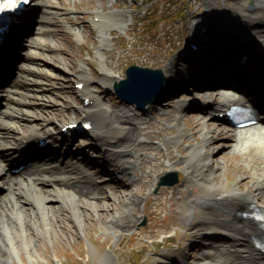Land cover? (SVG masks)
<instances>
[{
    "label": "rangeland",
    "instance_id": "obj_1",
    "mask_svg": "<svg viewBox=\"0 0 264 264\" xmlns=\"http://www.w3.org/2000/svg\"><path fill=\"white\" fill-rule=\"evenodd\" d=\"M44 1L34 17L27 19L32 37L24 35L17 49L26 57L25 64L17 66L21 69L30 66L35 71L28 73L31 81L24 90L27 100L38 104L33 102L25 107L37 116V126L48 123L45 128L58 136L57 124L79 119L77 106L81 104V96L73 82L77 80L74 72L80 65L93 80L90 89L112 110L124 111L126 122L115 118V127L123 130L116 129L109 139L99 138L95 143L89 136L90 131L86 130L72 131L62 139L66 140L62 146L67 151L60 160L61 169L76 167L84 174L80 179L58 182L59 186L64 191L81 189L82 193L87 190L92 193L81 204L76 195L68 196L57 189L55 194L65 193V199L58 200L47 217L35 214L31 220H25L26 225L13 220L9 236L16 249L4 264H197L203 258L205 246L219 245L223 239L214 235L195 238L198 232H210L206 226L214 225L210 214H206L208 210L211 213L213 206L207 211L196 206L191 218L184 217L186 199L203 195L202 188H206L209 181L205 172L211 168L214 170L211 181L218 192L226 193L239 187L253 191L260 171L264 170V153L258 152L254 143L237 150L232 142L234 136L228 134L206 142L210 145L222 140L209 160L212 163L207 162V167L203 168L198 159L204 153L200 149L191 150V147L202 144L206 124L211 129H233L226 122L206 120L201 114L186 112L182 115L178 101L202 99L204 91L187 84L180 85L176 91L169 88L158 103H148V111H141L133 104L120 101L112 88H102L97 79L102 67L125 78V67L130 64L156 69L173 58L185 57L187 43L196 41L192 36L195 22L207 15L209 3L206 0ZM210 1L219 12L222 6L231 10L235 4V0ZM257 1L243 0L239 5L253 15L259 13V9L264 11V2ZM249 4L256 8L248 9ZM96 11L119 14L99 33ZM234 11H230L226 20L235 19ZM46 14L52 22L45 27L51 33L37 34L35 29L44 26L40 19ZM217 17L220 19L223 15L220 13ZM225 25L229 31L234 30ZM259 26L257 24L255 29H264ZM73 31L81 34L76 38ZM35 36L42 37L45 44L35 47L32 43ZM245 36L243 33L241 40H245ZM31 50L46 62L29 60ZM259 51L264 52V47L260 46ZM191 65L195 63L178 62L172 70L183 76L186 72H181V67L190 69ZM10 70L11 67L5 74H12ZM251 80L256 82L257 78ZM258 91L264 92L261 88ZM208 93L216 102V92ZM83 145L98 155L92 158V164L77 158L76 149ZM106 146L108 149H103ZM120 166V173H114ZM173 173L178 174V182L168 186L166 182L173 180ZM119 174L122 175L120 179ZM46 185L48 189L54 187ZM257 197L264 203V197ZM76 210H80V220L75 216ZM115 212L119 215L114 216ZM110 221L116 226H109ZM122 221L129 222L128 226L122 228ZM201 223L204 230L200 229ZM4 232L2 226V235ZM209 250L216 255L215 250Z\"/></svg>",
    "mask_w": 264,
    "mask_h": 264
},
{
    "label": "bare ground",
    "instance_id": "obj_2",
    "mask_svg": "<svg viewBox=\"0 0 264 264\" xmlns=\"http://www.w3.org/2000/svg\"><path fill=\"white\" fill-rule=\"evenodd\" d=\"M44 0H34L32 10L38 9ZM209 1V0H207ZM237 1H243V0H237ZM235 3V7L237 9V12L239 14V17L242 20L249 23L248 26V33L249 38L252 40L251 43L245 42L244 45H246L245 49L249 51L250 55V63H253L255 65L257 62L261 63L264 62V60L261 61L259 56L263 55L259 52V44L261 43L264 46V32H257L250 30V25L253 26V23L257 26V24L264 23V11L259 9V13H255L253 15H247L244 12V9L241 8L239 5V2ZM258 3H263L264 0L257 1ZM260 8V7H259ZM45 10H48L45 8ZM239 10V11H238ZM95 16L97 17L98 21L96 26L99 29V32H101L102 28L104 26L111 25V23L114 22V17L119 14V12L111 11V12H101L96 11ZM51 20V17L49 15H45L41 21L43 22H49ZM202 22L203 24H206L210 21L208 17H204L202 20H199V22ZM238 22H240L239 19H237ZM199 24V23H198ZM243 26L247 27L246 24ZM38 34L40 32L46 33L45 29L39 27L36 31ZM223 31H221L222 33ZM74 35L79 37L81 34L80 31H73ZM223 38L232 40L231 42L227 40H224V45L228 46V48H232V46L237 42V37L235 34H229L228 32H225L221 34ZM196 38H200L201 42H209L208 35H199L198 33L194 34ZM257 43H256V42ZM45 41L42 39V37L36 36L33 40V45L36 46H42L44 45ZM235 42V43H234ZM239 44V42H237ZM237 44V45H238ZM239 48V47H238ZM240 49V48H239ZM29 60L31 61H39L43 60L44 63L46 62L44 58H42L37 52L31 51L29 53ZM39 57L41 59H39ZM261 61V62H260ZM259 69L258 73H261V76L264 77V66H256V69ZM163 74H164V86H163V92L169 90L171 88L173 90L174 84L177 82V77H175V72L170 69V65L166 64L162 68ZM35 72L31 69L30 66H26V68L23 70V72L18 76L16 83L14 85V92L12 94H8L5 97L6 105L4 107L5 113L7 112L8 115H10V119H1L0 118V193L4 196H0V264H4L7 261V258L10 257L11 252L16 249L14 242L10 239H7V236L2 235L1 233V227L3 226L6 229L11 228V223H13V220L18 221L21 225L27 224L25 223V220L28 221V219H32L31 217L35 216V214H39L41 217H47V214L49 215L54 211L56 202L60 199H65V193L63 195L58 196L55 194V191L58 189L60 191H64L63 187L59 185H54L52 189H48L47 185L45 183H50L51 180H59L63 181L67 180L69 178H81L83 177V172L77 168H72L69 171H63V172H54L52 171L51 177H46L44 174H42L43 170L49 169L50 166L45 165L44 163H40V161H37V156H33L31 159L33 161L31 165V174L23 172L20 174V176L16 178H12V183L9 182L7 186H5V180L3 179H9L11 177V170L12 165L9 164V156L11 157L12 153H17V156L20 154L16 149L18 145H16V141L21 137H27L25 135H19L22 132L23 127H25V124H28V122H36L37 116L33 114L32 110L29 108H25L24 106H27V104H32L33 102H29L26 98L27 93L20 91V89L16 88L17 85L25 86L27 85L31 79L28 76V73ZM76 76L79 78L78 81L83 82V87L78 92L79 95L82 96V99L84 96H88L92 99V103L90 105H83L79 106L78 110L82 117H87L92 121V128L91 130V138L99 140V138H107L109 139V136L111 133H113L116 129L117 131H120V129L123 130L122 127H115V123L113 121L108 122L105 121L106 117L108 115L114 116L116 119L120 118L124 122H126V115L124 111L121 109L112 110L108 105L103 102L102 98L95 94L93 91L90 90L91 85V77L90 74L87 73L85 67L83 65H80L79 68H77L74 72ZM224 75V74H223ZM223 75H215L216 78H221ZM229 76V75H228ZM232 76V75H231ZM121 79V74L117 73L114 70H111L106 67H102L100 70V75L97 79L98 84H100L101 87L108 88L111 87L114 81H119ZM76 81V82H78ZM240 85L238 83H233V85ZM16 95V96H15ZM27 100V101H26ZM182 100V99H181ZM179 100V101H181ZM201 104H204L207 106V108L212 107L210 105L213 104L211 97H204L200 100ZM182 102V101H181ZM191 102H195L194 100H191ZM190 101L186 102L183 101L184 107L181 109L182 113L183 110H185L187 104H191ZM223 103L230 104L231 101L228 99L222 100ZM196 103V102H195ZM34 104H36L34 102ZM41 103H39L40 105ZM38 105V104H36ZM224 104H220L222 106ZM161 109V108H159ZM216 112H221L217 110ZM215 112V113H216ZM182 115H185L184 113ZM206 120L207 118L214 119V113L207 111V114H205ZM130 123L134 124L133 121L130 120ZM23 125V126H22ZM38 129L31 127L28 131L31 132H38ZM228 129L225 130H218V129H211L207 124L205 126V129H203V142L202 144L196 143L191 147V150L193 149H200L204 153L201 157L198 159V164L201 165V167L205 168L207 167V162L209 163L210 158L214 151L217 149L219 142L217 141L215 143H211L210 145H206V142H210L209 140L220 138L222 139L224 136L228 135ZM235 134V147L236 149H241L245 146H248L251 143L255 144V147L257 151L264 153V122L260 123L256 127H249L246 130L245 129H236ZM7 133H12L11 135ZM230 133V132H229ZM7 134V135H6ZM216 135V137H215ZM13 136L17 139H13ZM219 140V139H218ZM224 141V140H223ZM19 144V143H18ZM26 146V145H25ZM27 148V147H26ZM130 151L132 150V147H129ZM207 150V151H206ZM113 153V152H112ZM24 156L27 155L26 153H23ZM114 158H116V154L113 153ZM15 157L11 158V160H14ZM211 163V162H210ZM120 165V164H119ZM121 166L119 167L117 173L120 171ZM33 170L36 171V176H33ZM260 176L257 177V181L255 183L256 188L254 190L256 191H249L242 189L241 187L237 189H232L228 191L227 194L224 195V193L218 192L217 189L214 187V183H212L211 179H214V170L211 168L208 172H205V177L208 179V183L205 186L206 188H202L204 193L203 195H199L196 199L195 198H187V207L185 210H183L182 216L184 217H192V214L194 212L193 209L198 206L201 210L207 211L208 207L213 206V210H211V213L207 211L206 214H210L212 221H214V225H208L206 226L207 229H210V232H200L197 236H202L205 238L208 235H214L217 236V238H221L222 242L219 245H211V247H204L207 251L209 249L215 250L216 255L213 256L210 252L203 251L202 256L203 258L201 261L197 262V264H241L242 262H249L253 263L255 261H259L264 259V251H262V248L259 247L254 241H252V236L256 235L257 233L261 232L259 227L256 225L253 220L248 219L246 216H243L240 212L245 209V206L250 204L251 202L254 203L258 201V195L264 197V170L260 171ZM258 173V172H257ZM204 175V174H203ZM194 176V175H193ZM120 179V178H119ZM54 192L53 194H49L50 192ZM66 194L68 196H77L80 203L83 204L87 201L86 196H89L92 192H88V190L84 193H82L81 189H69L65 190ZM258 192V194H256ZM230 195L229 197H227ZM2 198V199H1ZM85 200V201H84ZM6 201V203H5ZM37 201L39 202V207L37 206ZM31 203V206L25 207L24 205L26 203ZM5 203V204H4ZM131 211V207L130 210ZM80 210H76L75 216L80 218L82 217L79 213ZM82 212V211H81ZM78 213V214H77ZM114 216L119 215L117 212L114 213ZM112 215V219L114 218ZM50 217V216H48ZM24 220V222H23ZM132 221V220H131ZM130 221V222H131ZM129 222L122 221L121 225L122 228L128 226ZM198 225V224H197ZM200 227L201 230H204V225ZM112 228L115 227L114 223L110 221V225ZM199 229V228H198ZM195 235V238L197 237ZM190 264V263H188Z\"/></svg>",
    "mask_w": 264,
    "mask_h": 264
},
{
    "label": "water",
    "instance_id": "obj_3",
    "mask_svg": "<svg viewBox=\"0 0 264 264\" xmlns=\"http://www.w3.org/2000/svg\"><path fill=\"white\" fill-rule=\"evenodd\" d=\"M124 80L114 83V92L125 102L142 107L147 101L158 98L162 85V71L130 65L125 69Z\"/></svg>",
    "mask_w": 264,
    "mask_h": 264
},
{
    "label": "snow or ice",
    "instance_id": "obj_4",
    "mask_svg": "<svg viewBox=\"0 0 264 264\" xmlns=\"http://www.w3.org/2000/svg\"><path fill=\"white\" fill-rule=\"evenodd\" d=\"M18 0H0V13L8 10L9 5H16Z\"/></svg>",
    "mask_w": 264,
    "mask_h": 264
}]
</instances>
